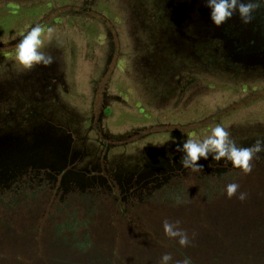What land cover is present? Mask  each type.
I'll use <instances>...</instances> for the list:
<instances>
[{
    "label": "trees",
    "instance_id": "16d2710c",
    "mask_svg": "<svg viewBox=\"0 0 264 264\" xmlns=\"http://www.w3.org/2000/svg\"><path fill=\"white\" fill-rule=\"evenodd\" d=\"M38 1L0 0V6L10 8L8 5L14 3L19 8L22 5L21 11H28ZM94 1L59 6L28 30L36 24L44 26L50 19L91 17L96 12ZM170 13L166 8L136 10L144 24L137 32L144 39L133 47L134 68L145 83L155 85L171 77L176 91L197 80L215 88L245 86L254 77L264 76V9L255 12L247 25L233 16L220 27L211 23L207 9L204 31L196 40L190 29H181L172 21ZM158 20L163 26L154 25ZM23 34L9 45H16ZM172 38L192 43L193 54L185 58ZM253 47L259 56L254 61L245 57ZM47 69L36 66L22 71L12 66L0 70V121L4 126L0 128V264H159L163 254H170L173 262L188 256L193 264H264V153L253 159L252 172L247 175L209 157L197 162L203 165L200 172L171 167L166 176L160 174L153 180L139 176V181L121 185L99 165L110 147V142L101 138L97 139L102 148L100 160L76 173L92 179L86 184L87 177L63 184L60 179L57 184L48 179L49 168L35 159L44 149L42 79L48 83L52 76ZM35 75H39L35 78L39 86L27 88L23 80ZM254 102L253 94H248L240 102L190 124L188 130L196 138L218 124L229 130L233 121L227 125L224 120ZM72 124L63 122L58 133L68 139L65 145L70 147L77 141ZM202 130L205 132L199 133ZM93 132L97 133V128L93 127ZM231 139L239 147L254 143L249 137ZM163 158L156 161L161 167L167 165V158ZM71 165L69 160L59 174ZM230 183H238V192H246L247 199L227 198L224 189ZM177 196L184 202L177 204ZM166 220L179 221V227L189 235V246L181 247L165 236Z\"/></svg>",
    "mask_w": 264,
    "mask_h": 264
},
{
    "label": "rangeland",
    "instance_id": "374dc122",
    "mask_svg": "<svg viewBox=\"0 0 264 264\" xmlns=\"http://www.w3.org/2000/svg\"><path fill=\"white\" fill-rule=\"evenodd\" d=\"M196 1L137 0L130 4L129 0H95L93 8L96 12L91 17L83 14L74 18L50 19L44 25L55 29L51 42L44 48L54 62L47 67L52 75L49 84L45 83L48 80L42 79L44 149L35 159L38 158L42 166L51 171L46 172L48 179L57 184L60 179L62 184L82 182L87 176L83 172H80L82 176L76 173L85 165H96L100 160L102 148L97 139L101 138L108 140L110 147L103 152L99 165L121 185L137 178L139 181L143 177L153 180L154 176L161 177L160 174L166 176L171 167H182L177 162L182 156L177 146L192 134L188 130L190 124L240 102L251 93L255 102L242 107L224 123L229 125L233 121L229 130L237 141L249 137L255 142L264 137L263 132L257 131V137L251 133L256 127H264V76L254 77L245 86L219 85L215 88L205 86L204 80H197L176 91L171 77L150 85L145 83L147 80L143 76H136L137 60L133 52L136 44L142 41L143 36L138 32L144 26L136 10L141 7L166 8L171 12L172 21L181 29L185 26L190 29L196 40L201 37L206 24L200 7L191 8ZM81 2L40 0L32 4L33 7L28 6L31 7L28 11H21L22 5L19 8L14 3L8 5L10 8L0 6V70L17 66L13 59L16 45H9V41L26 32L53 9L77 6ZM136 19L140 23L135 27L130 22ZM161 22L154 21V25L163 26ZM182 38L177 42L173 38L170 41L179 44L177 46L186 58L193 54V44ZM250 48L245 57L258 59L256 53L251 55ZM113 49L116 52L112 56ZM36 77L39 75L23 80L27 81V88L39 86ZM63 122L74 125L77 141L73 147L69 143L65 145L68 139L58 134ZM246 123L248 126L243 127L242 124ZM93 127L97 128V133L93 132ZM203 132L205 130L199 133ZM208 133L201 134V138ZM163 157L167 158V165L161 167L156 161ZM69 160L72 164L70 170L59 174V169ZM88 179L92 178L87 177L85 184Z\"/></svg>",
    "mask_w": 264,
    "mask_h": 264
},
{
    "label": "clouds",
    "instance_id": "9594fccd",
    "mask_svg": "<svg viewBox=\"0 0 264 264\" xmlns=\"http://www.w3.org/2000/svg\"><path fill=\"white\" fill-rule=\"evenodd\" d=\"M204 6L209 10V20L215 27H220L233 16H237L242 24H249L254 18V13L264 9V0H203ZM55 29L36 24L27 30L16 44L14 61L22 71H30L36 66L48 67L54 62L52 55L46 53V43H50ZM182 153L180 164L183 168L192 172H200L203 165L197 162L201 159L229 163L232 168L239 169L245 175L252 172V161L258 159L260 153H264V137L257 138L249 147H239L231 139V133L226 125H216L203 138H196L195 134H189V138L177 146ZM238 183H230L225 186L224 193L227 198L233 196L240 201L247 199L246 192H238ZM177 204L183 203L180 197H176ZM163 232L169 239H175L179 246L187 247L191 243L186 231L179 227V221L163 222ZM193 234V238H194ZM87 246H90L87 245ZM81 245V247H87ZM159 264H193L191 257L173 262L170 254H163Z\"/></svg>",
    "mask_w": 264,
    "mask_h": 264
},
{
    "label": "flooded vegetation",
    "instance_id": "af4514ba",
    "mask_svg": "<svg viewBox=\"0 0 264 264\" xmlns=\"http://www.w3.org/2000/svg\"><path fill=\"white\" fill-rule=\"evenodd\" d=\"M137 2V0H129V3L130 4H135ZM196 5H191V8H199L200 7V9L203 11V15L206 13V11H207V8L204 6V2H203V0H197L196 1ZM203 21H207V18L205 17V16H203ZM139 20L138 19H136V20H131V22H130V24L131 25H133V26H138L139 25ZM139 39V38H138ZM252 56L254 55L255 56V48L253 47L252 48V54H251ZM253 61L255 60L254 59V57H253V59H252ZM257 131L258 132H263L264 133V127H256L255 129H253V132L251 131V133H254V136H256L257 137Z\"/></svg>",
    "mask_w": 264,
    "mask_h": 264
}]
</instances>
